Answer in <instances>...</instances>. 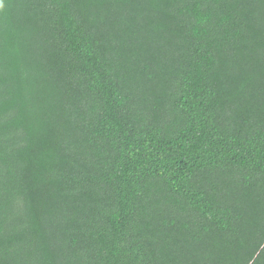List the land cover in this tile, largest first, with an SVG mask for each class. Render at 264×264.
<instances>
[{
	"label": "trees",
	"instance_id": "1",
	"mask_svg": "<svg viewBox=\"0 0 264 264\" xmlns=\"http://www.w3.org/2000/svg\"><path fill=\"white\" fill-rule=\"evenodd\" d=\"M0 264H264V0H0Z\"/></svg>",
	"mask_w": 264,
	"mask_h": 264
}]
</instances>
